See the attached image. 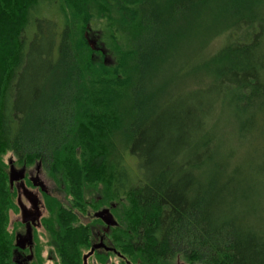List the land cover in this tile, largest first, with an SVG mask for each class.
<instances>
[{
	"label": "trees",
	"instance_id": "trees-1",
	"mask_svg": "<svg viewBox=\"0 0 264 264\" xmlns=\"http://www.w3.org/2000/svg\"><path fill=\"white\" fill-rule=\"evenodd\" d=\"M9 152L63 182V264L105 200L130 264H264V0H0V264Z\"/></svg>",
	"mask_w": 264,
	"mask_h": 264
},
{
	"label": "flooded vegetation",
	"instance_id": "flooded-vegetation-1",
	"mask_svg": "<svg viewBox=\"0 0 264 264\" xmlns=\"http://www.w3.org/2000/svg\"><path fill=\"white\" fill-rule=\"evenodd\" d=\"M13 165L17 169H24V185L32 193H28V196L24 194L23 189L21 188V181H15L12 188L16 190V204L18 206L17 210H12L13 216L10 218V207L7 210L6 217V235L10 251V234L13 237V247L11 250V261L14 264H43L45 262H64L65 257L62 254V246L54 238L52 225H47L48 221H52L53 218L45 215V210L50 212L46 207V202L43 203V199L40 197L42 195H50V190L42 178L41 174L44 171V165L39 161L35 170H30L24 165H18L15 160ZM8 177L10 185V162L8 167ZM37 177L40 178L35 180ZM44 182L46 191H43L41 187L35 186V182ZM33 194L38 196V209L34 208L33 203L30 200V197H33ZM21 198V201L19 199ZM100 199V197H99ZM20 202L25 207V216L20 206ZM109 208L102 206L99 209L94 210L93 212L88 211L84 214L83 211L79 209H74L76 213L77 220H80V223L89 227V234L85 237V241L81 244H87L86 251H82V246L80 248V259L82 264H84V257L89 253L95 244L102 243V246L95 248L94 252L87 258V264L92 263L91 261H99L101 263H109L112 258L118 257L119 260H122L123 264H130V262L116 249L111 242V226L108 230L106 221L103 217L98 216V212ZM110 209V208H109ZM68 210V209H67ZM110 212L112 213L111 209ZM83 213V214H82ZM114 219L117 221V218L112 213ZM50 226V227H49ZM57 227H62L57 225ZM60 234V232H59ZM10 255V252H9ZM10 260V256H9Z\"/></svg>",
	"mask_w": 264,
	"mask_h": 264
},
{
	"label": "rangeland",
	"instance_id": "rangeland-1",
	"mask_svg": "<svg viewBox=\"0 0 264 264\" xmlns=\"http://www.w3.org/2000/svg\"><path fill=\"white\" fill-rule=\"evenodd\" d=\"M98 24H94V23L92 24L91 23V27L93 28V31H95V30L96 31H101L102 25L100 23H98ZM102 35H103L102 36L103 37L102 39H104L105 41H107L106 38H104V33L103 32H102ZM89 38L92 41L95 42L96 48L101 49V46H103V45L98 44L97 43V40H94L95 37L92 34H90V33H89ZM13 159L15 160V158L13 157V154L9 152L6 155V157H5V160H6L7 164H8V167H9L10 160L14 161ZM36 163L34 162V164H32V167L30 166V167H28V169L35 170ZM41 176L44 179V181L46 182V184H47V186H48V188L50 190V195H48V194L47 195L49 197H53L54 196V197L60 199L62 202L68 203V198H67V196L65 194V191L63 189L64 186H63V182L61 181V179H58V177L56 178V177L52 176L51 174H49L48 171L46 170V168H44V171L42 172ZM100 191H95V190H89V191H87L86 192V199H88L91 202L92 199H95V198L97 199L98 197L104 196V190H103V188H101ZM39 195L43 199V203H45L46 196L45 195H42V193H40ZM97 200H99L100 202H102V201H104V198H102V199L101 198L100 199L98 198ZM109 202H110V200H105V202H104L105 205L104 206H107V204H109ZM94 210H96V209L93 206V207H90V210L89 211L90 212H93ZM83 212L84 213H87V210H83ZM44 213L48 217L51 216L50 212H48L46 210H45ZM117 213H119V212L117 211ZM11 216H13V213L12 212H10V218H11ZM80 246L83 247L82 248V251H86L87 249H89V247H87V244H81ZM91 262L92 263H90V264H123L122 260H119L118 257L112 258V260L109 263H101V262H99V261L97 262L95 260H93ZM43 264H55V263H53V262H45ZM56 264H63V263L62 262H58ZM175 264H186V263L177 260V262Z\"/></svg>",
	"mask_w": 264,
	"mask_h": 264
},
{
	"label": "water",
	"instance_id": "water-1",
	"mask_svg": "<svg viewBox=\"0 0 264 264\" xmlns=\"http://www.w3.org/2000/svg\"><path fill=\"white\" fill-rule=\"evenodd\" d=\"M88 41H89V43H90V45H91L92 48H95L96 47L95 46V42L92 41L89 38V35H88ZM24 171L25 170L23 168L22 169L15 168L14 165H13V161L10 160V184H11V186H13V184H14L15 181H21V185H22L21 188L23 189L24 194L28 196V193H32V191L28 190L26 188V186L24 185V182L22 181L24 179V176H25L24 175ZM37 179L40 180L39 177H37L35 180L37 181ZM34 185L35 186H39V187H41V189L43 191H46L44 182H42V181L35 182ZM19 199L21 201V198L20 197H19ZM30 200H31V202L34 205V208L38 209L39 208L38 207V196L36 194H33V197L32 198L30 197ZM20 206H21V209H22L23 214L25 216V214H26L25 213V207H24V205L21 202H20ZM98 216H101V217H103L105 219L106 224L108 226L106 230H108L111 226L117 224V221L114 219V217H113L112 213L110 212V209L109 208H106V209L98 212ZM102 245H103L102 243L93 245L91 251L89 253H87L85 255V257H84V264H87V258L94 252L95 248H97L99 246H102Z\"/></svg>",
	"mask_w": 264,
	"mask_h": 264
}]
</instances>
